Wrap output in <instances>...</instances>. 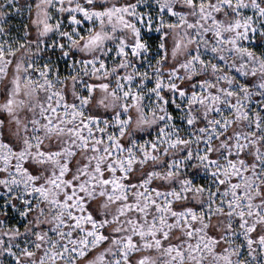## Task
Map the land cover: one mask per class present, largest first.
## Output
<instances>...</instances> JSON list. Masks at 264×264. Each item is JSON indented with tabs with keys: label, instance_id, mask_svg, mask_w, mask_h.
<instances>
[{
	"label": "snow or ice",
	"instance_id": "6c2138e0",
	"mask_svg": "<svg viewBox=\"0 0 264 264\" xmlns=\"http://www.w3.org/2000/svg\"><path fill=\"white\" fill-rule=\"evenodd\" d=\"M0 264H264V0H0Z\"/></svg>",
	"mask_w": 264,
	"mask_h": 264
}]
</instances>
